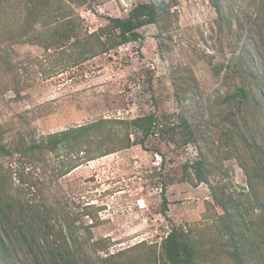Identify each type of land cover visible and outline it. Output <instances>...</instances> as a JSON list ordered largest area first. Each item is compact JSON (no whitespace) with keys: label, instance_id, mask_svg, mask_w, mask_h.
<instances>
[{"label":"rangeland","instance_id":"rangeland-1","mask_svg":"<svg viewBox=\"0 0 264 264\" xmlns=\"http://www.w3.org/2000/svg\"><path fill=\"white\" fill-rule=\"evenodd\" d=\"M56 1L83 37L142 3L158 8L159 21L141 28L138 41L74 63L36 41L46 36L42 23L26 39L7 42L5 31L15 32L25 15L20 0H0V126L8 146L102 119L150 114L174 131L186 120L197 139L156 131L143 145L64 177L53 155L29 165L64 232L84 248L87 264H103L112 254L121 264H163L161 245L173 228L190 234L201 250L199 264H238L226 231L232 219L221 204L239 205L246 220L259 212L242 166L264 164L260 0ZM239 86L247 98L228 100ZM232 142L239 155L230 154ZM201 161L204 182L195 168ZM238 250L243 264H259L249 248ZM15 260L35 264L22 251ZM50 262L40 249V264Z\"/></svg>","mask_w":264,"mask_h":264},{"label":"trees","instance_id":"trees-1","mask_svg":"<svg viewBox=\"0 0 264 264\" xmlns=\"http://www.w3.org/2000/svg\"><path fill=\"white\" fill-rule=\"evenodd\" d=\"M88 1L98 0H82V4ZM20 2L25 16L15 32L12 29L5 31L7 42L14 43L16 38L20 39L18 41L26 39L31 32H36L37 24L42 23L46 26L43 30L46 36H38L36 41L42 45L46 43L43 46L46 52L54 50L60 54L58 59L62 56L67 62L74 63L87 61L138 41L142 37L141 28L159 21L158 8L142 3L135 6L126 17L110 18L106 25L83 37L78 24L69 18L70 15L63 13V7L56 0ZM260 11L264 13V0H260ZM262 18L264 20V16ZM15 72L16 78H19L15 81L19 85L21 77L18 71ZM236 97L246 99V88L236 87L228 100ZM181 125L174 131L160 124L154 114L132 120L102 119L48 134L39 142L20 138L14 146L5 143V133L0 126V259L6 264H18L16 255L22 251L35 264H40V249L45 248L51 255L49 264H87L88 261L84 248L71 239L59 224L55 206L48 201L45 187L34 176L29 165L44 163L45 157L53 155L59 164V176L64 177L85 163L129 149L133 145H143L156 131L166 136L171 131L174 134L172 137L182 135L187 141H197L188 122L183 119ZM245 148L250 153L251 146L246 144ZM238 153L239 149L232 142L230 154ZM6 160H9L7 164L4 162ZM203 164L201 161L195 165L201 182L205 181ZM257 164L254 167H242L248 176L253 193L251 201L258 209V215L246 220L239 205L229 208L221 204L226 216L230 215L232 219V225L226 231L235 247L231 252L232 257L238 264H243L238 247L249 248V253L257 258V262L264 264V226H261L264 224V164ZM258 185H261V191L257 189ZM232 209H235L234 214H229ZM236 222L242 226L235 228ZM161 250L163 264H199L202 257L201 250L190 234L178 228H173L167 234ZM116 255L102 259L103 264H121L114 261Z\"/></svg>","mask_w":264,"mask_h":264}]
</instances>
